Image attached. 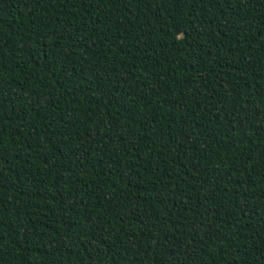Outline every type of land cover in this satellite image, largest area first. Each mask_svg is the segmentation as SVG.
<instances>
[{"label":"trees","instance_id":"16d2710c","mask_svg":"<svg viewBox=\"0 0 264 264\" xmlns=\"http://www.w3.org/2000/svg\"><path fill=\"white\" fill-rule=\"evenodd\" d=\"M0 264H264V0H0Z\"/></svg>","mask_w":264,"mask_h":264}]
</instances>
